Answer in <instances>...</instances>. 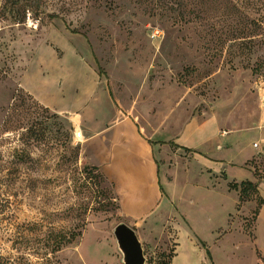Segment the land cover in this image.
<instances>
[{
    "label": "rangeland",
    "instance_id": "rangeland-1",
    "mask_svg": "<svg viewBox=\"0 0 264 264\" xmlns=\"http://www.w3.org/2000/svg\"><path fill=\"white\" fill-rule=\"evenodd\" d=\"M162 1L0 0L4 264H123L120 222L145 264H264V181L250 164L264 165V0H182L183 19ZM42 42L60 58L42 47L33 60ZM93 80L119 121L129 115L151 140L132 174L150 183V200L93 160L100 147L84 116H116ZM155 122L175 130L151 139ZM188 123L207 135L190 151L174 146ZM242 180L258 194L239 201L229 183Z\"/></svg>",
    "mask_w": 264,
    "mask_h": 264
},
{
    "label": "crops",
    "instance_id": "crops-1",
    "mask_svg": "<svg viewBox=\"0 0 264 264\" xmlns=\"http://www.w3.org/2000/svg\"><path fill=\"white\" fill-rule=\"evenodd\" d=\"M42 47L52 51V53H54V55L57 57V59L60 58L57 55L54 47H52L51 45H47L46 42H42V43L37 45L36 50L32 56L33 60H34V58H37L38 52L41 50ZM69 49H70V51L75 52V49L73 46L69 47ZM75 55H77V54H75ZM22 76L20 79L21 86L25 90H27L29 93H31L34 97H36L39 101H41L44 105L52 107L47 102H45L44 100H41V98L37 94H35V92L33 90H31V88L29 86H27L25 84ZM93 85L95 88V92L100 93V91L102 89L104 96L107 98H110L112 110L116 114L115 118L112 120H109L106 118L99 119L92 114H90V115L88 114V119L86 116H84V118L87 120L88 131L90 133L94 134L93 136L91 135V138L93 137L92 139H94L93 143L96 142L99 145L100 151L102 150L104 156L106 157V159L104 161L99 160V155H98L100 152L99 151L95 155V157H93V160H97L103 164V166H104L103 168L105 169V172L114 180L115 185H116V180H115V177H112L113 176L112 171H113L114 167H118L120 169L119 173H120L123 180H127L129 182V184L133 185V186H137V185L142 184L148 190L147 194L144 197H147V196L151 197V185H150V183L148 181L146 184H145V182L144 183H141L139 181L135 182V179L132 176V174H134L133 166H135V164L140 162L141 165L145 166V164L147 163V158H148V152L147 151H148L149 144L151 143V140L149 138H145L144 134L141 132V129L143 130V128H138L136 123H133V121L131 120L129 115L124 114L125 119L119 121L118 113H117V110L115 108V104L113 103V101L111 99L112 94H111L110 90H108V92H107V90H105L103 84H100L99 82L95 83L94 80H93ZM55 109H57V108H55ZM96 124H99L100 126L98 128H95ZM153 124H154L153 128H144L145 132H147V134H149L151 136V139L155 138L157 136H161V134H164L165 136L166 135L169 136L175 130V128H166V130L163 133V131H161V129L157 128L158 126L155 125V124H159V123L155 122ZM205 129L206 128H203L202 126H199L198 124L193 125V123H188L185 126V128H183V130H182L184 135L182 137H180L182 139L181 145H184V146H181L179 144H174V146L176 148H181V149L187 148L190 151L191 148L188 146L193 141V139L198 138V142L201 144L202 141L207 137V135L205 133ZM209 129H211V128H209ZM151 131L153 132L154 135H151V133H150ZM185 145H187V146H185ZM111 166L113 168H110ZM154 171H155V169H154ZM154 171H153L154 180L157 184L158 181L156 179ZM157 186L161 190V188L159 187V184H157ZM150 197H149V200H150ZM139 198H143V196L142 197H136L135 202H137ZM146 201L148 202V204H147V206H148L149 205L148 199L145 200L143 203H145ZM143 203H141V207H142ZM141 207H140V209H141ZM263 214H264V203H263V206L261 207L258 218L263 216ZM137 219L139 220V218H136L135 220H137ZM181 230L179 232L180 243L177 246V250L178 249L181 250V247H182L181 246L182 239L180 237ZM187 233L190 234L188 231H187ZM190 242H192L191 239H190ZM253 256H254V254H253ZM176 257H178V252H177V255L174 257L173 261L177 260L178 258H179V260H177V261L183 260V256L178 257V258H176ZM201 257H203V256L201 255ZM254 260H255V258H254Z\"/></svg>",
    "mask_w": 264,
    "mask_h": 264
},
{
    "label": "trees",
    "instance_id": "trees-1",
    "mask_svg": "<svg viewBox=\"0 0 264 264\" xmlns=\"http://www.w3.org/2000/svg\"><path fill=\"white\" fill-rule=\"evenodd\" d=\"M163 0L161 2L162 7L165 8V10H169L171 12H176L180 18H185V9H184V3L182 0H167L164 2ZM187 151L189 149L183 148ZM251 168L253 175L264 181V165H261V163H257L254 159L250 161ZM156 176V175H155ZM157 179V178H156ZM229 187L231 189H237L239 191V201H242L243 199H248L250 195H257L258 194V189H257V184L253 183L252 181L249 180H242L239 183L238 182H230ZM258 204L262 205L263 204V199L258 195ZM258 214V213H257ZM138 219L135 220V223H138ZM0 264H4L0 260Z\"/></svg>",
    "mask_w": 264,
    "mask_h": 264
},
{
    "label": "water",
    "instance_id": "water-1",
    "mask_svg": "<svg viewBox=\"0 0 264 264\" xmlns=\"http://www.w3.org/2000/svg\"><path fill=\"white\" fill-rule=\"evenodd\" d=\"M113 234L123 264H145L141 242L132 227L120 222L114 227Z\"/></svg>",
    "mask_w": 264,
    "mask_h": 264
},
{
    "label": "built area",
    "instance_id": "built-area-1",
    "mask_svg": "<svg viewBox=\"0 0 264 264\" xmlns=\"http://www.w3.org/2000/svg\"><path fill=\"white\" fill-rule=\"evenodd\" d=\"M152 34H153V36H156V32H153Z\"/></svg>",
    "mask_w": 264,
    "mask_h": 264
}]
</instances>
